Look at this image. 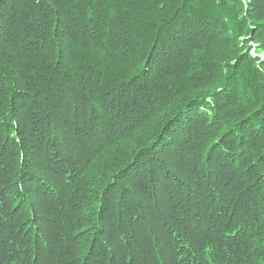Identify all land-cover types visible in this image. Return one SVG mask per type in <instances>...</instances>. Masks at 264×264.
Wrapping results in <instances>:
<instances>
[{
	"label": "trees",
	"instance_id": "16d2710c",
	"mask_svg": "<svg viewBox=\"0 0 264 264\" xmlns=\"http://www.w3.org/2000/svg\"><path fill=\"white\" fill-rule=\"evenodd\" d=\"M0 264H264V0H0Z\"/></svg>",
	"mask_w": 264,
	"mask_h": 264
}]
</instances>
